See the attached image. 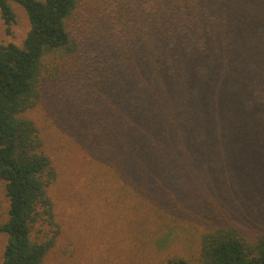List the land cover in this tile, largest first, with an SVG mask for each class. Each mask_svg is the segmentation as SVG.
Segmentation results:
<instances>
[{
  "label": "trees",
  "instance_id": "trees-1",
  "mask_svg": "<svg viewBox=\"0 0 264 264\" xmlns=\"http://www.w3.org/2000/svg\"><path fill=\"white\" fill-rule=\"evenodd\" d=\"M151 1L150 22L137 26L128 41L112 36L110 43L124 62L127 80H149L147 94L133 100L124 89L106 98L103 105L115 102L110 109L106 105L105 113L95 111L100 117L93 129L94 159L143 192L181 166L192 144L200 155L206 145L211 151L213 143L242 134L251 135L252 143L264 142V42H245L264 35L222 23L214 0ZM11 2L24 9L29 30L21 46L0 42V180L10 203L0 226L7 235L2 264H41L59 231L48 192L57 172L26 113L40 104L43 92L65 94L61 84L72 87L82 77V42L70 27L78 0H0L7 34L15 21ZM178 37L191 43L188 74L211 79L229 101L227 112L211 124L197 123L185 110L194 96L188 94L179 52L170 43ZM154 77L177 85L160 88L150 81ZM236 83L245 87L240 96L233 92ZM164 264H264V231L250 240L234 225L212 227L201 234L194 259L172 257Z\"/></svg>",
  "mask_w": 264,
  "mask_h": 264
},
{
  "label": "rangeland",
  "instance_id": "rangeland-1",
  "mask_svg": "<svg viewBox=\"0 0 264 264\" xmlns=\"http://www.w3.org/2000/svg\"><path fill=\"white\" fill-rule=\"evenodd\" d=\"M214 1L221 6L215 14L222 16V23L250 27L264 35V0ZM151 2L78 0L70 27L82 42L78 53L82 77L72 87L64 81L60 88L65 94L43 92L40 104L26 113L40 130L57 172L48 192L59 231L41 264L192 260L201 234L212 227L234 225L250 240L264 231V142L259 144L257 139L252 143L251 135L213 143L211 151L206 145L200 155L190 145L184 163L145 192L134 189L113 167H103L94 159L98 147L93 129L100 117L95 111L103 108L105 113L106 105L110 109L115 101L103 105L104 100L124 89L133 100L147 94L149 80H127L124 62L110 49V43L112 36L128 41L138 32L137 26L149 23ZM10 5L15 21L7 34L0 17V42L21 46L29 30L28 17L20 5ZM211 17L215 24L212 13ZM257 41L264 39L245 40L250 44ZM170 43L179 52L180 76L188 94L194 96L186 112L197 123L215 122L227 112L228 99L211 79L188 74L186 65L192 55L188 38H174ZM150 81L160 88L177 85L161 77ZM233 87L236 96L245 88L242 83ZM99 162L103 163L100 158ZM9 205L5 182L0 180V226L8 218ZM6 241L7 235L0 232V264Z\"/></svg>",
  "mask_w": 264,
  "mask_h": 264
}]
</instances>
